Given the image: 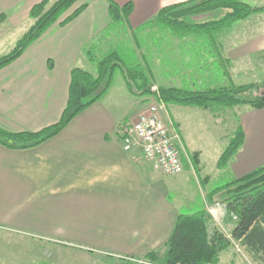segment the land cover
Segmentation results:
<instances>
[{"label": "crops", "instance_id": "crops-1", "mask_svg": "<svg viewBox=\"0 0 264 264\" xmlns=\"http://www.w3.org/2000/svg\"><path fill=\"white\" fill-rule=\"evenodd\" d=\"M39 1L0 0V14L6 16L0 30L26 23L30 8ZM112 1L131 2L126 23H110L108 0H78L64 14L85 4L74 19L65 25L54 23L0 69V127L35 132L56 123L68 99L72 68L85 69L86 47H100L108 39L103 37L106 30L113 38L118 32L130 33L160 8L186 0ZM239 35L231 31L225 37L218 35L220 57L209 47L188 54L186 69L180 76L165 78L163 85L214 86L215 80L223 79L227 66L264 51V31L242 41ZM104 96L35 147L9 149L0 144V224L42 232L56 246L91 256L140 262L156 251L162 259L182 209L194 213L213 207L220 196L209 194L213 188L264 165V107L246 104L232 109L225 119L214 111L187 107L182 117L196 120V129L207 132L212 143L208 152L204 147L191 148L199 151L197 171L187 165L189 171L168 176L154 170L136 150L122 149L118 126L123 115L107 108ZM171 118L184 142L180 122ZM237 128L244 133L243 143L225 166L218 167V158ZM222 174L225 177L219 178ZM189 183L192 191L188 192ZM217 214H228L225 204L217 207ZM226 253H220L218 263L223 259L233 264L235 255Z\"/></svg>", "mask_w": 264, "mask_h": 264}, {"label": "trees", "instance_id": "trees-1", "mask_svg": "<svg viewBox=\"0 0 264 264\" xmlns=\"http://www.w3.org/2000/svg\"><path fill=\"white\" fill-rule=\"evenodd\" d=\"M78 0H41L29 10L31 23L16 41L13 48L0 56V69L15 60L36 39L54 23L65 25L74 19L84 8L82 4L69 14H64ZM223 10L217 19L200 21L195 16ZM132 12L131 2L122 5L108 0V14L113 26L127 22ZM264 13V5L251 6L244 0H186L160 8L150 20L160 31L165 29L178 37L200 36L208 47L214 49L220 57L218 35L239 21L253 14ZM6 20L0 14V24ZM147 21V22H148ZM131 29L130 35L133 36ZM161 37H159L160 39ZM85 53L95 64L96 74L74 67L70 72L68 99L59 120L39 131L10 132L0 127V144L9 149H26L46 141L58 134L78 113L98 101L111 84L116 69L122 72L128 91L134 95L154 94L165 104L193 106L212 110L215 107H231L247 104L252 108L264 107V94L254 97H242L240 94L255 89V84L229 86H211L205 88H186L159 85L157 92L150 91L152 77L149 68L140 63L132 64L123 57V53L110 49L96 57L90 49ZM225 70V74L227 70ZM154 80V79H153ZM244 140V133L237 128L229 138L227 145L218 158L217 166H225L238 151ZM192 160L197 165L199 151L192 152ZM226 190L225 208L234 220L230 234L215 228L207 229L209 213L199 209L194 213H180L174 223L171 234L165 242L164 257L160 259L156 251L144 256V260L162 264H218L220 252L238 241L241 247L253 257L264 256V165L209 192L215 195Z\"/></svg>", "mask_w": 264, "mask_h": 264}, {"label": "rangeland", "instance_id": "rangeland-1", "mask_svg": "<svg viewBox=\"0 0 264 264\" xmlns=\"http://www.w3.org/2000/svg\"><path fill=\"white\" fill-rule=\"evenodd\" d=\"M251 6H262L264 0H244ZM223 10H215L205 14L195 16V19L204 21L209 19H217L222 16ZM3 23V22H2ZM1 23V24H2ZM31 20L28 19L26 23L21 24L15 29L0 30V56L9 52L16 41L26 31ZM0 24V25H1ZM235 32L239 34L240 39L246 40L250 34H258L264 31V13L253 14L244 21H239L232 25L229 29L223 30L219 33V36H224L228 32ZM133 36L128 31L118 32L115 38L110 37V33L106 30L103 33V37L108 39L98 48L95 45L88 46L84 49V66L85 69L92 74H96V68L94 62L90 61L85 53L86 49H90L96 56L100 57L110 49H116L123 53V57L132 64L140 63L147 66L150 71L151 77L154 79L150 85V91L156 93L159 85H163L165 78L171 75L180 76V72L186 69L189 64L187 55L193 53L200 47H208L205 39L200 36L190 37H178L171 32L163 29L160 31V27L151 23V21L141 24L138 28L134 29ZM249 33V34H248ZM165 34V35H164ZM167 36L168 43L164 44L163 38ZM243 36V37H242ZM159 37H161L159 39ZM259 39V38H258ZM258 39L256 41H258ZM223 40V39H222ZM219 41V40H218ZM237 41H239L237 39ZM166 46V47H165ZM231 65V64H230ZM227 73L224 74L223 79L214 81V86H229L234 85H247L255 84L257 87L240 94L242 97H254L256 95L264 94V51H256L250 56L242 59H237L233 65L226 67ZM161 83V84H158ZM166 86V85H163ZM186 87V86H183ZM187 88V87H186ZM105 95V96H104ZM102 99L103 104L121 116L123 115V122L133 119L137 113L151 104L162 103L164 108L160 110V117L163 120L166 128L170 132H175L179 135L178 150L180 159L182 162L183 170L189 171L190 168L193 171H197L196 165L192 160L191 148L204 147L206 151L209 150L210 136L207 132L198 131L196 128V120L187 119L182 117L183 110L187 107L201 109L193 106H182L175 104H165L158 99L157 95L145 94L134 95L130 93L124 82V78L120 69H116L113 73L111 84L109 89L104 94ZM246 104H238L231 107H215L210 111L219 113L218 116L225 118L229 117V113L232 109H239ZM203 110V109H201ZM207 110V109H205ZM209 110V109H208ZM134 115V116H133ZM217 116V117H218ZM133 117V118H132ZM180 122L181 132L184 142L174 124L172 118ZM120 125V124H119ZM211 136H214V132H210ZM233 135V134H232ZM186 163L185 169L184 165ZM187 165L190 167H187ZM208 169V168H207ZM182 170V171H183ZM200 175V173L196 174ZM225 177L224 174L219 178ZM170 179V177H168ZM191 176L187 174L186 180ZM222 181V180H221ZM191 182V181H190ZM224 185V184H223ZM194 187V185H193ZM220 187V186H218ZM216 188V187H215ZM189 189L192 191L191 183H189ZM214 189V188H213ZM211 192V191H210ZM219 198L214 200V206L219 207L221 204H225L224 198L227 197L226 190L217 192ZM213 206V205H212ZM182 212H186L185 208ZM208 212V210H207ZM209 213V212H208ZM209 215V214H208ZM220 221V225H219ZM233 218L226 214L220 216L217 214V220L209 215L207 220V229L211 232L215 227H218L225 234H230V229L233 225ZM18 224L8 225L0 224V264H147L157 263L150 260H140V262L126 261L122 262L120 259H107L100 257V255H88L81 251H73L67 248L56 246L55 242L43 238L42 232L28 231L22 228H16ZM47 235H51L52 232H45ZM226 256L228 254L235 255L233 264H264L263 257H252L243 248L238 251L231 244L226 250ZM221 253V252H220ZM160 263V262H158ZM218 264H229L225 260H221Z\"/></svg>", "mask_w": 264, "mask_h": 264}, {"label": "built area", "instance_id": "built-area-1", "mask_svg": "<svg viewBox=\"0 0 264 264\" xmlns=\"http://www.w3.org/2000/svg\"><path fill=\"white\" fill-rule=\"evenodd\" d=\"M163 108L162 103L147 106L134 118L132 117L133 119L118 126V136L124 151L136 150L154 170L170 176L181 173L183 166L177 147L180 140L179 135L166 128L160 117V110ZM208 212L212 218L217 220V207L208 208ZM231 241L236 250L242 249L238 241Z\"/></svg>", "mask_w": 264, "mask_h": 264}]
</instances>
